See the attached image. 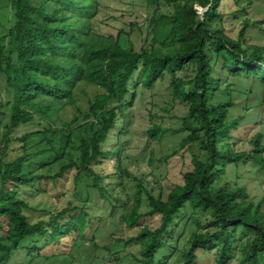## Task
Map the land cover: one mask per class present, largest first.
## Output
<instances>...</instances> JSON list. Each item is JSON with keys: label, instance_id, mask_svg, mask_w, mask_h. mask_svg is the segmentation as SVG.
I'll list each match as a JSON object with an SVG mask.
<instances>
[{"label": "trees", "instance_id": "trees-1", "mask_svg": "<svg viewBox=\"0 0 264 264\" xmlns=\"http://www.w3.org/2000/svg\"><path fill=\"white\" fill-rule=\"evenodd\" d=\"M6 2L12 20L0 36V119L4 110L8 114L0 138V264L10 261L31 238L58 241L60 234L83 236L87 227L83 208H65L32 224L20 198L23 187L43 179L55 183L70 171L75 186L83 181L107 203L110 216L122 211L120 220L127 229L137 227L143 218L158 217L156 229L143 227L129 240L139 243L141 264L166 260L176 252L171 242L181 235V224L196 227L188 248L180 253L183 264H196L199 254L211 252L215 264H228L235 252L240 264H264L262 202L250 200L243 187L215 186L229 166L250 162L264 172L260 134L249 141L247 153L233 152L227 142L242 119H229L233 102L228 81L251 80L264 90V49L244 44L248 22L242 23L235 39L223 23L236 14H227L222 0H144L153 9L147 27L151 41L135 51L98 32L97 0ZM197 7L204 10L201 15ZM187 66L194 69V77L178 79L175 74ZM165 74L171 78L173 99L187 107L181 129L188 136L180 148L198 143L203 158L191 157V169L164 200L137 181L136 204L124 215L127 200L121 196V182L129 174L121 162L123 144L109 147L111 137L123 134L133 81L138 80L133 93L138 88L150 90ZM85 86L94 94L82 110L75 91ZM23 126L35 130L15 137L12 131ZM165 132L156 126L148 131L154 140ZM32 137L38 138L33 156L28 146ZM46 157L50 163L44 160L39 169L57 164L54 176L29 171L31 159ZM142 191L149 207L145 213L139 212Z\"/></svg>", "mask_w": 264, "mask_h": 264}, {"label": "rangeland", "instance_id": "rangeland-1", "mask_svg": "<svg viewBox=\"0 0 264 264\" xmlns=\"http://www.w3.org/2000/svg\"><path fill=\"white\" fill-rule=\"evenodd\" d=\"M97 1L99 6L96 19L100 34L117 38L121 46L132 47L135 51L149 46L151 36L147 27L153 9L144 0ZM221 7L227 14H236L229 15L223 23L230 37L236 39L243 27L242 23L246 21L248 27L243 34L244 44L264 49V0H222ZM241 9L244 10L243 14ZM197 10L200 15L204 12L199 7ZM11 20L12 13L8 2L0 0V36L7 32ZM194 74V69L187 66L175 76L189 81ZM137 82L135 79L131 86L133 99L127 110L128 119L123 134L120 136L114 133L109 146L113 148L121 143L124 148L121 162L129 174L123 176L121 182V196L127 200L124 215L136 204L137 181H141L142 187L153 197L164 200L176 185L181 184L182 175L191 169V157L195 156L200 160L203 158L198 143L180 148L181 141L188 136L181 129L187 107L173 99L170 75L165 74L150 90L138 88L133 93ZM227 85L233 102L229 119L237 120L242 117L237 122L236 130L232 132L233 139L227 141L228 144H231L235 153H247L251 150L249 141L256 134H260L261 145L264 146V90L254 81L242 78L230 79ZM93 94L94 89L91 86L75 91V100L82 110L86 109L87 99ZM1 98L2 95L0 101ZM68 111L70 120L73 118L72 111ZM4 112L5 116L0 119V138L8 124V114L5 110ZM153 126L166 130L160 140L149 137L148 131ZM34 130L33 126H23L12 133L17 137ZM37 141V137H32L28 146L34 148ZM36 151L32 149V156ZM262 156L264 158V153ZM44 160L48 163L51 161L49 157L31 159L29 171L35 175L54 176L59 165L53 164L46 169H39ZM85 185L86 183L80 181L75 186L74 171H70L55 183L43 179L40 184L36 182L23 187L20 198L28 207L25 215L29 223L47 221L51 214L65 208H83L87 214V227L82 237L60 234L58 241L50 237L31 238L5 264H141L138 262L141 259L140 245L129 240L135 238L143 227L156 229L159 225L158 217L143 218L137 227L127 229L120 220L122 211L117 210L110 216L107 203ZM215 186L245 188L250 200L254 203L262 202L261 210L264 213V172L254 164L247 162L237 168L229 166ZM148 210L147 196L143 192L139 212L145 213ZM201 220L203 225L206 217ZM195 229L194 225L181 224V235H175L171 242L176 252L170 254L166 260L155 259L152 264H183L182 260H178L180 253L188 248L187 240ZM239 256L235 252L228 264H240ZM196 264H215L213 253L199 254Z\"/></svg>", "mask_w": 264, "mask_h": 264}, {"label": "water", "instance_id": "water-1", "mask_svg": "<svg viewBox=\"0 0 264 264\" xmlns=\"http://www.w3.org/2000/svg\"><path fill=\"white\" fill-rule=\"evenodd\" d=\"M202 13H203V12H202ZM202 13H201V14H202Z\"/></svg>", "mask_w": 264, "mask_h": 264}]
</instances>
